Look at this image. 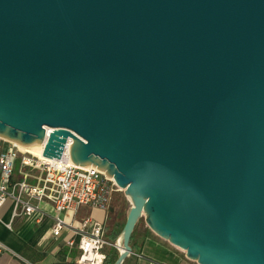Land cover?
I'll return each instance as SVG.
<instances>
[{"label":"water","instance_id":"water-1","mask_svg":"<svg viewBox=\"0 0 264 264\" xmlns=\"http://www.w3.org/2000/svg\"><path fill=\"white\" fill-rule=\"evenodd\" d=\"M111 177L196 264H264V0H0V140Z\"/></svg>","mask_w":264,"mask_h":264},{"label":"built area","instance_id":"built-area-1","mask_svg":"<svg viewBox=\"0 0 264 264\" xmlns=\"http://www.w3.org/2000/svg\"><path fill=\"white\" fill-rule=\"evenodd\" d=\"M47 140L41 144L40 154L21 149L7 142L0 145V209L10 201L11 220L17 216H33L40 223L47 213L39 206L46 201L52 204L51 236H60L65 229L78 236L80 254L76 264H102L104 247L111 245L105 239L104 224L92 217H83L77 225L68 223L65 214L74 215L80 207L106 211L112 188V179L94 166L81 167L69 158V143L65 144L61 157L46 158L42 153ZM6 142V141H5ZM33 201L36 203L34 204ZM10 228V223L6 224ZM69 247L75 242L69 240ZM118 250V244L114 245ZM0 252L13 253L0 243ZM18 256L24 264H35Z\"/></svg>","mask_w":264,"mask_h":264},{"label":"crops","instance_id":"crops-1","mask_svg":"<svg viewBox=\"0 0 264 264\" xmlns=\"http://www.w3.org/2000/svg\"><path fill=\"white\" fill-rule=\"evenodd\" d=\"M33 203L36 202L33 201ZM39 206L47 213L42 222H36L33 216L23 215L11 220L12 204L7 201L0 209V243L23 259L35 264H76L80 254L77 248L78 236L65 229L60 236L52 237L51 225L54 215L52 204L44 201ZM90 210L91 217L95 213L100 214V210ZM74 216L75 214L71 213L64 215L68 223L77 225L79 221H74ZM8 223L10 228L6 226ZM69 240L75 242L73 247L66 245L65 242ZM134 248H137L136 244ZM174 250L175 247L152 232L151 235L144 232L140 251L129 254L122 264H189ZM15 254L0 252V264H24Z\"/></svg>","mask_w":264,"mask_h":264},{"label":"trees","instance_id":"trees-1","mask_svg":"<svg viewBox=\"0 0 264 264\" xmlns=\"http://www.w3.org/2000/svg\"><path fill=\"white\" fill-rule=\"evenodd\" d=\"M125 199H122L121 197H119V201L117 203L114 202H110L111 199L109 200V204H108V208L109 209H113L118 213H121L122 216L124 217L123 221H116L113 224V227L110 230H107L106 227H104V233H105V239L106 241L111 244L108 245L106 247H104L103 249V253L105 255V258L102 262V264H114V262L117 260L118 256H119V250L114 247V245H116L120 233L122 231V228L124 226L125 220H126V214H127V210L129 208V204L128 201H124ZM107 208V209H108ZM144 240V231L141 229H138L137 225L135 226L132 235L130 237V241H129V245L132 248V252H139L142 246ZM137 245V248H134V245Z\"/></svg>","mask_w":264,"mask_h":264},{"label":"rangeland","instance_id":"rangeland-1","mask_svg":"<svg viewBox=\"0 0 264 264\" xmlns=\"http://www.w3.org/2000/svg\"><path fill=\"white\" fill-rule=\"evenodd\" d=\"M6 144H7V142H5L3 140H0V145L1 146L2 145H6ZM109 186L112 188V191L110 192V199H111L110 202H113V200H114V202L117 203L119 201V197H121L122 199H125L126 200V198L124 197L122 191H120L116 186L112 185V182L111 181H109ZM128 204H129V202H128ZM90 212H91V210L89 208H87V207L79 208V211H77L75 213L74 221H80L85 216L91 217V213ZM97 216H100V217H97ZM92 218L95 219V220H97V218H98V220L101 221L104 224V227L107 228V230H110L113 227V224L116 221H123L124 220V217L122 216L121 213H118L115 210L109 209V208L106 211H100V214L99 215H97L96 213L93 214L92 215ZM137 227H138V229H141L144 232H146L149 235H151V232H149L148 228L145 226V223L143 221V218H141L139 220V222L137 223ZM65 243L68 246L67 241ZM174 251L176 253H178L189 264H196L195 262L188 261L184 257V253L181 250L175 248Z\"/></svg>","mask_w":264,"mask_h":264},{"label":"bare ground","instance_id":"bare-ground-1","mask_svg":"<svg viewBox=\"0 0 264 264\" xmlns=\"http://www.w3.org/2000/svg\"><path fill=\"white\" fill-rule=\"evenodd\" d=\"M21 149L25 150V151H29V152H33L37 155H41L40 154V150H41V146L40 147H36V146H20L18 145ZM110 179H112L111 177H109ZM121 249V247H120Z\"/></svg>","mask_w":264,"mask_h":264}]
</instances>
